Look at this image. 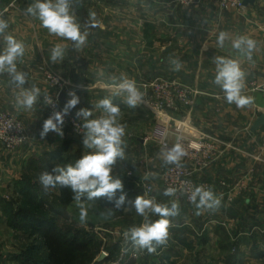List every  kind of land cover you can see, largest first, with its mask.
<instances>
[{"label":"rangeland","instance_id":"1","mask_svg":"<svg viewBox=\"0 0 264 264\" xmlns=\"http://www.w3.org/2000/svg\"><path fill=\"white\" fill-rule=\"evenodd\" d=\"M141 1L134 0L132 8L129 9L119 8L116 15L113 13L111 2H122V0H84L83 5L78 8V12L83 17L79 27L85 31L86 39L84 52L79 55L85 58L86 63L82 69L77 70L47 69L43 71L46 86L42 88L44 94L41 108L45 115L39 119L41 126L48 119L47 98L55 96L60 90V85L52 83L51 77L61 78L68 90L78 91L80 103L72 109L74 116L79 109L86 108L91 112V116L87 117L88 120L99 119L106 115L103 109L96 107L101 99L108 98L112 102H118L120 115L117 117V123L124 126L125 135L129 142L134 144L136 157L142 147L139 140L144 142V158H140L141 167L144 163V174L140 173L137 163L133 162L132 166L122 165V170L112 167L111 176H121L122 178L126 176L127 179L123 180L124 184L133 183L134 185L130 187V193H137V196H143L146 199H153V195H155L153 200L156 203L165 204L169 208L173 202L179 205V201L182 200L194 206L199 203L190 202L185 198L176 202L171 196L163 194L166 189L164 175L174 164L166 162L167 154L173 148L171 144L173 137H175V145L180 144L182 149L184 141L192 137L207 143V145L213 144L212 138L221 139L225 144L217 146L212 152L210 162L222 161L226 156L241 152L244 155L243 159H246L245 163L249 164L245 167L244 174L243 172L238 173L236 166L235 168L227 166L222 172H226L223 178L228 180L220 178L217 184L208 180L198 182L195 179L196 167H192L191 164L194 163L199 167L202 164L190 157L179 158L178 162L182 161L192 167L195 171L193 178L198 187L209 185L213 195L214 191H217L214 198L218 200L221 197L225 198L228 207L234 205L237 198L233 197L231 192L238 189L240 194L245 197L243 205L246 213L251 218L256 217L255 213L247 207L248 204L245 201L246 198L252 197L251 189H253L256 173L250 160L258 158L264 165V153L258 155L253 150L254 137L249 135L250 126L256 115L251 110L256 107L254 105L244 108L237 107L234 102L229 103L225 100L222 102L220 100L217 102L206 101V97L200 99L197 104L196 95H199V91L196 90V86L187 84L189 82L187 77L183 85L175 80L178 75H175L174 70L179 74V71L183 72L184 69L186 71L189 69L188 51L201 46L205 49L206 41H210L209 38H214L219 34L223 27L222 15L226 11L220 10L216 0H202L205 6L197 8L198 10L196 9L197 4L187 8L178 5L175 0H157L159 2L157 6L153 0ZM197 12L206 16L203 17L202 23L201 18H198L199 22L197 19L195 20L198 26H196L197 23L193 25L194 14ZM207 15H211V17H207ZM115 16H119V20L116 21ZM176 31H179L180 35ZM129 42L130 45H133L132 52L125 54L123 50H120L119 45L126 43L124 47L126 49ZM97 46L100 47L99 53L96 51ZM190 46L191 49H189ZM115 48L120 52L115 53ZM182 48L187 50L179 54L177 51ZM141 49L142 52L135 53ZM174 50L176 53L170 54ZM163 59H165L163 62L165 67L162 65ZM142 65H144V80L138 79L143 71L140 68ZM125 81L134 82L135 89L140 96L135 107H129L126 103L129 93L121 87ZM255 87H251V89ZM66 92L67 90L64 89L61 95L64 97V101L60 97V100L65 104L67 102ZM180 95H183L181 99ZM168 101H174V109L167 106L169 105ZM163 106L165 112L159 110ZM16 118L18 117L16 116ZM77 118L81 120V134L71 127H67L61 129L63 135L50 131L44 137L40 135L42 128L34 130L33 133L29 132L25 120L18 118L26 128L27 142L11 150L0 141L4 146V158L12 160V163L4 161V166L0 171L2 176H6L0 182V264H23V257L32 256L42 259L45 256L42 241L38 236L30 238L25 231L16 230L10 224L15 218L20 221L18 209L34 212L30 205L32 199L40 198L56 205L60 204L58 188L56 186L45 188L41 184L40 176L43 173H49L50 170L56 168L66 170L69 165L74 167L78 157L82 156L80 151L82 149L85 150L84 156L95 153V148L79 149V145H84L83 139L87 135V129L84 127L85 118ZM161 122L168 126L166 138L171 146L170 149L163 150L161 148L162 136L157 130ZM180 124L185 129L182 137H187L186 140L180 139L179 134L175 132L174 127ZM192 124L203 126V128L196 129ZM68 137L72 141L70 147L67 146L70 142L67 140ZM121 140L124 141L122 137ZM255 142L258 145H263L264 138L256 137ZM244 145L248 147V150L240 148ZM56 153H61V158H54ZM235 155L233 156V167L237 159ZM208 171L210 173L211 168ZM17 172L20 180L13 181L12 178ZM263 174L264 172L262 173L264 179ZM232 178L233 180H230ZM224 182L225 186L222 184ZM261 189L264 190V181L261 182ZM80 203L84 204L88 213L84 223L79 220L78 204ZM111 203L106 196L92 200L87 198L85 201L71 204L66 212L55 216L56 222L61 227L80 231L81 238L90 243L89 250L79 254L76 264H222L216 254L219 247L209 245L210 239L215 238V230L207 234L199 232L198 229L195 231L188 225L184 226L185 228L180 227L179 230L169 227L166 243L156 245L153 242L156 251L149 253L147 249L135 246L130 238L125 237L124 233L130 227L140 226L145 222H156L158 214L148 211L146 216H140L136 213L134 203L132 206H122L121 208H116L115 205L111 206ZM2 206L3 208H1ZM4 208L5 210H3ZM176 215L168 216L166 219L169 222L177 221ZM246 233L248 235L245 234L243 237L248 241L252 239L253 235H257L256 239L264 240V229L260 231L251 229ZM236 249L234 246L222 247L223 254L230 253L232 257L236 253L234 251ZM262 250L264 251V246H262ZM245 253L246 257L233 258L223 264H264L262 261L250 259L252 254L250 251L247 250ZM173 255H180L182 259L175 260ZM202 257L210 258L212 261L201 259Z\"/></svg>","mask_w":264,"mask_h":264},{"label":"crops","instance_id":"2","mask_svg":"<svg viewBox=\"0 0 264 264\" xmlns=\"http://www.w3.org/2000/svg\"><path fill=\"white\" fill-rule=\"evenodd\" d=\"M153 1L156 3V6L159 5V2H157V0ZM35 2L36 0H0V19L5 20L8 24V27L5 29L4 33L0 34V54H2L7 48L6 37L8 35L13 36L18 42L23 43V55L17 57L15 64L17 71L25 73L26 81L23 85L18 86L14 82L12 75H10L7 70H5L4 72H0V111L9 110L18 118L25 120L29 132L32 133L34 132V130H41L42 126L39 122V119H41L45 115L44 111L42 112L41 108L42 97L44 94L42 88H45L46 86L43 71L47 69H55L60 71L73 69L77 70L82 69L83 65L86 63L85 58L82 57V55L81 57L79 55L80 53L84 52V44L80 47H77L75 42L60 37L54 33H50L49 30L42 25V22L38 18V14L32 15L27 13V7L34 4ZM52 2L55 3L56 0H52ZM133 2L134 0H122V2L115 3L111 2V7L114 10L113 13L117 15L116 12L119 8H132ZM203 2L204 1L202 0L197 2L196 9L204 7L205 3ZM83 3L84 0H81L80 4H75L74 0H71L70 3V14L73 15L75 22L78 25L83 20L82 15L78 12V8H80ZM141 14L140 16H142ZM194 15L193 25L197 23L195 22L196 19L198 21V18H201L202 23V21H204L203 17H206L204 15L198 14V12ZM207 17H211V15H207ZM114 19L116 21L119 20V16H115ZM222 19L223 27L221 31L214 38H209L210 41H206L207 46L205 49L203 46H201L200 48L194 47V49L188 51V59L190 60L189 69H187V71L184 69L183 72L179 71L180 75L177 74L178 72L173 69L174 73H176L175 75H178L175 80L179 84L183 85L185 84V78L187 77L189 79V82L187 84L196 86V90L199 91V95H196L197 104L203 97H206V101L213 100L217 102L218 100H220L222 102L225 100L226 102H228L226 99V93L222 85L215 82L218 72L217 64L215 61L217 57L235 60L238 63L240 70L244 74L242 78L243 88L241 89V95L252 98V102L246 106L254 105V107H256V109L253 108V110H251L254 115L256 113L252 122L253 124L255 119L264 112V0H258L254 6L245 7L244 9L239 11L227 10L225 13H223ZM196 26H198V23L196 24ZM80 31L82 34L85 33L82 27H80ZM221 32L225 33V40L222 47L218 44V37ZM176 33L180 35L179 31H176ZM240 37H245L255 42V46L250 50V54L249 49L247 48V44H243L241 46V49L233 47L234 41H236ZM57 45L61 46L63 55L62 58H58L56 61H53L51 58L52 50ZM125 45L120 44V50H123L125 54H130V52H132L131 48L133 47V45H130L129 42L128 47L124 49ZM189 49H191V46L189 47ZM175 50L173 52H170V54H175ZM186 50L187 49L184 50L182 48L177 52L180 54L181 52H186ZM96 51L98 53L100 52L99 46L96 47ZM114 52L116 53L120 51L115 48ZM137 52H142V49L141 51H135V53ZM163 62H165V59L162 60V65L164 66ZM140 68H142L143 71L138 79L144 80V65H142ZM255 86H257L258 88H256ZM251 87L255 88L251 89ZM33 88L39 89V94L37 95V99L32 107L29 108L19 103V101L23 99V94L25 92L32 91ZM192 126L196 129L203 128V126L196 124H192ZM250 129L249 135L254 137L252 148L258 155H260L264 153V144L258 145L256 144L255 140L256 137L264 138V127L260 128L254 133H251ZM125 134L126 133H124V135L122 136V139H124V141L121 140L122 143L120 145L121 149L123 150V158L118 157L112 167H114V169L120 168V170H122V165L132 166L133 162H136L138 165L137 167H139L140 173L144 174V163L142 167L140 166V158H144V142L139 140V142L142 144V147L140 148L141 151L139 152V154L137 153L138 157H136L134 153V144L131 141L129 142V139ZM67 140L70 141L69 145L67 146H72L70 137H68ZM174 140L175 137H173V141L171 142L173 146L175 145ZM3 147V144L0 142V171H2L4 161H10L12 163V160L4 158ZM78 147L79 149H86L85 145H79ZM240 148L242 150H248V147H246L245 145ZM80 151L82 152V156L78 157L77 161L81 159L85 153V150L83 149ZM237 153L238 154L236 155L232 154V156H226V158L222 161H214L208 168L199 167L194 163L191 164L192 167H196L195 179H197L198 182L208 180L217 184L219 183L220 178L226 179L223 178L225 177L223 175L226 172L222 171H224L227 166H232V168H235L236 166L237 172H243L244 174V169L249 164L245 163L246 159H243L244 155L241 152ZM234 155L237 159L235 161L236 164L233 167ZM134 158L135 161H133ZM20 162L23 161L20 160ZM250 163L254 167L256 173L254 175L253 189H251L252 197L246 198L245 201L248 204L247 207H249V209L255 213L256 217L251 218L248 216V213H246V209L243 205V200L245 197L240 194L238 189H236L235 191L231 192V195L233 197H237L235 199L234 205H231V207H228L226 205V200L222 197L219 198V204L211 208L202 207L200 209H197L196 206L187 203L185 200L179 201L176 215L178 217V222H169V227L174 228V230L175 228H178L179 230V228L182 226L183 228H185L184 226L186 225H188L189 228H193L195 231H197L198 229V231L201 233L208 234V232L215 230V238H211L209 241L210 244L209 242L208 244L219 247L217 248L216 254L219 257L218 260L222 262V264L225 262L227 263L233 258L246 257L245 251L247 250L250 251V254L252 253L250 259H252L253 261L264 262V251L262 250V246H264V240L262 241L261 238L256 239L257 235L252 236V239L250 240L251 242L248 241V239H244L243 237V235L247 234L246 231L248 230L256 229L260 231L264 229V190L261 189V182L264 181L262 176V173L264 172V170L262 171V167H264V165L259 161L258 158L250 160ZM210 168L212 171L208 173V170ZM229 169L231 168L229 167ZM3 177L4 175L2 176L0 174V182H2L6 176L4 178ZM124 177L122 178L120 176L113 178L120 179L122 181L124 192L127 194V199L123 207H128L133 205L134 199L137 197V193H130V187H133L134 185L133 183H130L128 185L124 184L123 180L127 179L126 176ZM12 179L13 181L20 180L18 172ZM230 180H233V178ZM216 192L217 191H214V195L217 194ZM120 194L121 193L118 191L116 193V196L110 200V203L112 202L111 206L115 205V199H118ZM153 196L155 198V195ZM86 199L87 193H84L81 196L80 201H85ZM75 202L79 201L75 200L73 203ZM55 206L62 212H66V210H68V208L70 207L63 206L61 204H57ZM1 208H3V206ZM3 210H5V208ZM198 212L199 214H197ZM161 218L162 217H160L159 215L156 216L157 220ZM187 219L189 220L187 221ZM229 236H231L230 238L233 239H230ZM231 242L233 244H230ZM100 243L103 244V242ZM224 246H234L235 248H237L236 250H234L236 251V253L233 254V257L230 253L223 254L222 247ZM43 252L44 255H46L44 249ZM173 258H176L175 260L182 259L180 255H173ZM203 258L207 259L208 261H212V259L207 257H202L201 259Z\"/></svg>","mask_w":264,"mask_h":264},{"label":"clouds","instance_id":"3","mask_svg":"<svg viewBox=\"0 0 264 264\" xmlns=\"http://www.w3.org/2000/svg\"><path fill=\"white\" fill-rule=\"evenodd\" d=\"M70 3L71 0H56L55 3L52 0H36L34 4L27 7L26 11L32 15L38 14L42 25L50 33L71 40L75 42L77 47H80L85 43L86 34L81 33L79 25L75 22L73 15L70 14ZM7 27V22L0 19V34H3ZM224 40L225 33L221 32L218 37L219 46H223ZM6 41L7 48L0 54V72L7 70L18 86L23 85L26 82L25 73L17 71L15 61L17 57L23 55L24 45L11 35L6 37ZM243 44H247L250 54L255 42L240 37L234 41L233 47L241 49ZM62 55L61 46H55L52 50V60L56 61L58 58H62ZM215 62L218 69L215 82L222 85L227 101L229 103L234 102L237 107L249 105L252 98L241 95L244 74L238 63L235 60L223 57H217ZM121 87L129 93L126 100L128 106L135 107L140 96L135 89L134 82L125 81ZM38 94L39 89L33 88L32 91L23 94V99L19 103L30 108L36 101ZM68 95L70 98L64 108L61 111L54 112L44 121L40 133L41 137L46 136L50 131L63 135L58 125H63L64 117L80 103V98L75 92H69ZM96 107L103 109L106 115L99 119L88 120L87 117L91 116L88 109L81 108L76 112L77 117H84L86 120L84 127L87 129V135L83 139V144L88 148H95V153L83 156L74 167L69 165L66 170L64 168L54 169L55 172L59 173L58 175L43 173L40 176V182L45 188L55 187L57 184L70 187L76 193L75 199L77 201H80L84 193H87L89 200L105 196L111 200L119 191L121 194L118 199H115V207L121 208L126 202L127 194L124 192L122 181L111 176L112 165L118 157L123 158V150L120 145L122 143L121 137L124 135V126L117 123L120 109L108 98L101 99ZM183 155L185 153L181 145L176 144L169 150L166 162L177 163ZM174 193L175 189L166 188L163 194L172 196ZM197 197H199V203H196ZM190 199L193 203H196L197 209L202 207L211 208L219 204V200L214 198L213 193L210 190H204L202 187H197ZM78 207L80 210L79 220L84 223L87 220V209L82 203L78 204ZM134 207L136 213L140 216H146V213L150 211L162 217L154 223L145 222L140 226L130 227L124 233L125 237L130 238L135 246L147 249L149 253H154L156 248L153 246V242L156 245L166 243L169 227V220L166 217L176 215L178 205L173 202L171 208H169L165 204L156 203L153 199L137 196Z\"/></svg>","mask_w":264,"mask_h":264},{"label":"built area","instance_id":"4","mask_svg":"<svg viewBox=\"0 0 264 264\" xmlns=\"http://www.w3.org/2000/svg\"><path fill=\"white\" fill-rule=\"evenodd\" d=\"M218 3V6L221 11H227V10H242L245 8L243 1L244 0H216ZM175 2L178 5H181L183 7L190 8L197 4L196 0H175ZM51 77V76H50ZM50 80L52 83L59 84L60 90L57 91V94L55 96H49L47 98V105L49 107L48 110V118L56 111H61L64 108L65 103H63L60 100V97L62 95V92L64 89L67 90L66 96L67 100L69 97V92H75V94L80 98L78 91L75 89L68 90V88L65 85V82L60 78L51 77ZM183 97V95H180V99ZM170 108H175L174 101H168ZM159 110L161 112H165V107H160ZM72 109L70 110L69 114L64 117V123L63 125H58L60 129H65L67 127H71L74 129L77 133H82V124L81 120L78 119L76 116L73 115ZM175 132L179 134L180 139L187 138L185 136L182 137V134L184 133V128L180 125H176L174 127ZM158 133L162 136L161 137V148L163 150L170 149L171 146L169 142L167 141L166 134L168 133V126L163 124L162 122L158 125ZM188 139V138H187ZM213 144L207 145V143H204L203 141L194 139L193 137L191 139H188L187 141H184V148L183 151L185 155L182 157H190L196 162L201 163V167L207 168L211 164L210 157L213 154L212 152L217 148V146H222V144H225V142L218 138H212ZM28 140V134L26 131V128L21 120L16 118V116L9 110L0 111V141L3 142L8 149H16L17 147L22 146L25 144ZM186 140V139H185ZM194 169L188 165H186L184 162H177L174 163L169 170L164 175V181L166 188H173L175 189L174 195H172V199H174L176 202L179 201L181 198H185L188 201L192 202L190 197L192 196L195 189L198 187L196 184L193 176H194ZM223 186L226 185V183H222ZM204 190H210L209 185H204L202 187ZM196 202H199V197H197ZM171 208V207H170Z\"/></svg>","mask_w":264,"mask_h":264},{"label":"trees","instance_id":"5","mask_svg":"<svg viewBox=\"0 0 264 264\" xmlns=\"http://www.w3.org/2000/svg\"><path fill=\"white\" fill-rule=\"evenodd\" d=\"M118 106V102H112ZM54 158H61L56 153ZM49 174L58 175L50 170ZM59 191L58 200L63 206H70L76 200V193L70 187L56 185ZM30 205L34 212L18 210V217L13 219L11 227L25 231L30 238L38 236L46 255L42 259L32 256L23 257V264H76L79 254L89 250V242L81 238V232L63 228L55 220V216L63 212L53 202L44 199H32Z\"/></svg>","mask_w":264,"mask_h":264},{"label":"water","instance_id":"6","mask_svg":"<svg viewBox=\"0 0 264 264\" xmlns=\"http://www.w3.org/2000/svg\"><path fill=\"white\" fill-rule=\"evenodd\" d=\"M200 0H196V2H199ZM258 0H244L243 1V4L245 7H248V6H254L256 4ZM81 0H74V3L75 4H80ZM62 101H64V97L62 96L61 97ZM264 127V112L261 113V115H259L254 123L252 124L251 126V133H254L256 131H258L260 128Z\"/></svg>","mask_w":264,"mask_h":264}]
</instances>
